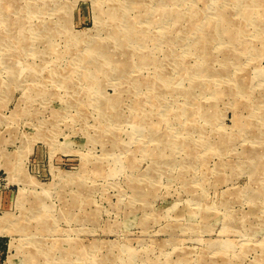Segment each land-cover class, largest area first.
<instances>
[{"label": "rangeland", "instance_id": "obj_1", "mask_svg": "<svg viewBox=\"0 0 264 264\" xmlns=\"http://www.w3.org/2000/svg\"><path fill=\"white\" fill-rule=\"evenodd\" d=\"M0 264H264V0H0Z\"/></svg>", "mask_w": 264, "mask_h": 264}]
</instances>
